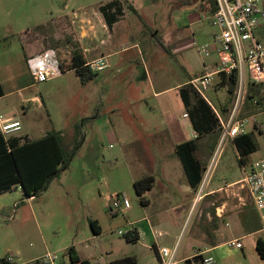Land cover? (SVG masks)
<instances>
[{
	"label": "rangeland",
	"instance_id": "rangeland-1",
	"mask_svg": "<svg viewBox=\"0 0 264 264\" xmlns=\"http://www.w3.org/2000/svg\"><path fill=\"white\" fill-rule=\"evenodd\" d=\"M111 1L0 0V72L6 92L17 85V78L30 77L25 54L52 48L69 63L72 54L79 50L77 36L83 31L82 24L76 23L77 17L98 12L100 5ZM120 2L123 16L110 31L101 33L103 40L111 37L110 49L102 47L96 53L107 57V67L98 71L86 88L72 71L52 81L31 85L21 93L24 99L38 96L42 106L22 103L16 95L7 98L22 122L21 134L33 140L47 132L62 133L63 150L70 159L67 168L35 197H26L21 188L0 193V264L9 258L15 264H29L47 256L53 264H72L68 255L72 246L79 258L89 264L133 259V264L151 261L155 264L154 240L158 246L169 249L177 245V264H201L199 258L189 262L183 258L197 253L202 246L207 214L231 199L223 190L191 204L192 194H188L180 164L172 162L171 165H176L173 169H162L160 147L165 151L162 153L169 152L166 142L167 132H171L169 124L184 135L190 120L182 116L186 111L180 89L157 92L179 84L188 76H199L203 63L208 65L218 56L216 38L220 31L208 21L203 0L197 1L198 8L193 7L190 14L183 12L189 7L185 0ZM66 15L73 19L57 20L58 16ZM95 25L100 29L96 21ZM176 27L182 30L172 39L171 31ZM193 41L198 46L207 45L211 56L198 54ZM184 44L190 45L187 52L170 51ZM110 51L120 52L107 56ZM251 84L245 76L230 98L221 77L215 75L209 89L203 92L206 99L200 97L223 123L228 113H222V109L234 110L236 120H247L245 130L253 134L256 145L255 152L242 165L233 141L222 138V129L202 135L194 154L205 169L204 182L198 189L200 195L237 184L242 186L241 194L249 202L242 180L253 164L264 159V106L254 107L247 101ZM255 89L264 96V88ZM82 91L89 94L88 102ZM87 114L95 120H85ZM77 124L81 125L80 136L75 132ZM80 139V145L73 151ZM168 171L165 188L175 197L163 209L158 197L164 188L161 180H165L163 175ZM147 176L155 179L153 188L143 195L151 204L142 205L134 182ZM117 198L128 200L130 208L124 212L111 211ZM90 220L98 223L99 234L92 232ZM131 229L139 232L137 241L128 238L126 233ZM260 238L264 239V234L242 240L243 248L226 264H264L256 251ZM204 257L216 261L214 255Z\"/></svg>",
	"mask_w": 264,
	"mask_h": 264
},
{
	"label": "trees",
	"instance_id": "trees-1",
	"mask_svg": "<svg viewBox=\"0 0 264 264\" xmlns=\"http://www.w3.org/2000/svg\"><path fill=\"white\" fill-rule=\"evenodd\" d=\"M208 4L209 15H213L216 11L215 0H209ZM98 10L109 29L124 14L123 5L117 0L100 5ZM85 64V59L81 54L74 52L70 62L63 65L62 70L63 73L75 72L80 83L85 85L98 75L97 71L90 70ZM217 75L221 77L222 86L226 87L229 97L232 98L239 83L238 71L233 70L229 74L218 73ZM256 87L264 88L261 85L251 84L247 93V101H251L254 107L264 106V96L259 94V91L255 89ZM179 92L192 128L196 133V138L176 146L175 154L181 163L187 183L193 190H197L202 181L204 171L201 163L194 156L195 152L198 151V140L204 134H210L216 132L217 129H221L220 120L214 109L203 98L191 91L188 86L181 87ZM221 111L226 113L225 109ZM75 132L77 136H80V124L75 126ZM61 138L62 133L54 131L47 132L36 140L8 137L0 132V193L21 188L26 197L32 198L45 191L50 182L57 178L68 166L70 155H65ZM232 141L239 154V162L243 165L245 158L256 150L253 134L246 132L236 136ZM80 143L81 139L77 140L73 151L78 148ZM154 180L153 176H147L134 182L136 193L142 205L149 204V201L143 195L153 188ZM89 222L92 232L96 235L99 234L100 227L98 223L94 220ZM128 238L130 241L139 239L136 229ZM256 251L260 258L264 260V239L256 241ZM68 255L72 264H89L88 261L79 258L73 246L68 249ZM195 259L198 258L193 257L190 260ZM190 260H187V262ZM125 263L133 264L135 260H124L111 264ZM2 264L11 263L8 262V259H3ZM29 264L44 263L41 260H36Z\"/></svg>",
	"mask_w": 264,
	"mask_h": 264
},
{
	"label": "built area",
	"instance_id": "built-area-1",
	"mask_svg": "<svg viewBox=\"0 0 264 264\" xmlns=\"http://www.w3.org/2000/svg\"><path fill=\"white\" fill-rule=\"evenodd\" d=\"M216 11L208 15L207 19L220 31L217 36L219 43L218 68L216 73L229 74L233 70L238 71L239 83L246 76L252 84L264 87V43L256 38L258 27L264 23V4L260 0H215ZM76 18V17H74ZM1 41V35H0ZM192 46L196 47L198 54L209 57L211 52L208 46H198L194 41ZM30 75L35 84H43L63 75L62 67L66 63L58 55L57 50L48 48L26 59ZM107 57H98L86 62L92 71H101L107 67ZM212 83V74L190 82L192 89L203 97V92L208 90ZM240 93L237 99L239 103ZM215 111V110H214ZM217 114V113H216ZM188 117V114H184ZM220 120V119H219ZM247 120H236L233 110L228 120L220 121L222 138L234 139L236 136L245 134V123ZM20 122L5 119L0 116V132L8 136L20 129ZM196 138V133L193 135ZM242 183L247 188L252 204L258 211L264 231V159L252 165L250 172L246 173ZM130 208L126 199H115L111 204V211L124 212ZM135 229L126 234L131 235ZM119 235H124L119 232ZM229 248L240 249V241L232 240L226 243ZM177 245L173 249L162 247L158 249V264H177ZM206 251H198L194 257L200 258L201 264H217L212 257H204ZM11 259H8L10 262ZM44 264H53L50 256L41 260Z\"/></svg>",
	"mask_w": 264,
	"mask_h": 264
},
{
	"label": "crops",
	"instance_id": "crops-1",
	"mask_svg": "<svg viewBox=\"0 0 264 264\" xmlns=\"http://www.w3.org/2000/svg\"><path fill=\"white\" fill-rule=\"evenodd\" d=\"M117 1H120V0H117ZM197 1L198 0H185L186 5H189V7L186 6L188 8L186 10H183L184 14L193 13V11H192L193 7L198 8L197 7V5H198ZM260 1L262 4H264V0H260ZM203 2H204V5L202 6L203 11L209 15V4H208L209 0H203ZM64 17L67 18L68 20L73 19L72 17H69L66 15V16H58L57 20L64 18ZM77 19L78 20L76 21V23L79 22L80 24H82L81 29L83 28V31H81L77 36V42L79 44L78 45L79 46L78 52L85 59V62H88L90 60L98 58L99 56L96 53L100 50V48L107 47L108 49H110L111 37L108 41L103 40L101 33L103 34L104 31L108 32L111 29H109L107 27L102 15L99 11L98 12L94 11L93 13L88 14V15L83 14L80 17H77ZM95 21L99 24V27H97V28H100V29H96ZM180 30H182L181 27H176L175 30L171 31L172 39H174V37H175L174 35H179L178 32ZM255 35L259 41L264 43V23H262L258 27ZM107 38H109V36ZM177 40H179V39L177 38ZM179 41H181V40H179ZM1 42H2V37H1L0 44H1ZM29 43L31 44V42H29ZM189 44H184L183 46H178V47L175 46L173 49H170V51L171 52L175 51L176 54L181 53V52H187L186 50H188L187 48L190 46ZM166 47L169 48L170 46L168 45ZM119 52L120 51L114 52V53L118 54ZM110 53H111V51H110ZM114 53L108 54L107 56L113 55ZM29 56H31V55L26 54V57L24 60L26 61L27 57H29ZM218 60H219L218 56H216L214 59L210 60V63L208 65L203 63V69L201 70L199 76H196V75L188 76L179 84L171 86L170 88H167V89H162L157 93H163L165 91H170L173 89L178 90V89H180V87H184V86H188L191 91L196 93L192 89V87L190 86V82L193 80H196V79H198V78H200V77H202L208 73L212 74V77L217 75L216 69L218 68V65H219ZM65 63L67 64V61H65ZM183 68L186 69L185 67H183ZM67 73H69V72H67ZM67 73H64L63 75H65ZM29 74H30V72H29ZM30 78H31V82L33 84H30ZM4 83L5 82H4V80L2 78V74L0 72V116H2L5 119H11L14 121H19L20 125H21L19 130L9 134L8 137L10 136V137H15V138L31 140L27 134H21V132L23 131L22 122H21L20 118L16 115L14 108L10 107L11 103L7 102V100H8L7 98H9L12 95H16L19 98H21L22 103L34 102V103L38 104L39 106H42L43 101L40 100L38 96H31V97H28L26 99L22 98V96H21V93L29 90L35 83L33 82L31 75L28 79L26 78L25 80L17 78L16 79L17 85H15L10 90V92H6ZM87 84H85V85L81 84V85L83 86V88H86ZM82 96H83L85 102H88L90 100L89 94H86L84 91H82ZM181 101L183 104L182 98H181ZM3 105L5 106V108H3ZM183 106H184V104H183ZM22 107L24 109V105H22ZM226 111H228V110H226ZM226 113H228L227 116L229 118L231 111L226 112ZM184 114H187V113L185 112ZM184 114L182 116H184ZM88 115L89 114H87V116H85V117H87L85 120H91V121L95 120V118H93L92 116H88ZM183 118H189V117H183ZM228 118H227V120H228ZM191 128H192V124L190 121V125L185 128V132L183 135L179 132L177 127H174V126H172V124H169L168 130H170L171 132H167V135H166L167 136L166 142H168L169 146H170L169 152L167 154L162 153V151L163 152H165V151L163 150V147H160L161 148L160 153L163 155L162 156V162H163L162 165H164L162 167V169L169 168V171H170L171 169H173L172 167L176 166V165H171V163L173 162V164H175L174 162H176V161L181 166L179 159L177 158V156H175V148H176V146H178L184 142L195 139L193 136L195 134V132H194L193 128H192V130H191ZM257 129H258V127H257ZM33 140H36V139H33ZM160 145L162 146L163 143H159V146ZM181 168H182V166H181ZM169 171L167 173L165 172V174L163 175V178H165V180L164 181L161 180V182L163 183L164 188H163V191L160 192L161 194L158 197V201L164 206L163 209L169 207V205H171V203H172L173 197H175V195L168 193L166 188H165V185L167 183L166 175L169 173ZM185 180H186V177H185ZM203 182H204V175L202 176V181H201L200 185L203 184ZM186 184L188 187L187 188L188 194H192V197L190 198L191 204H194L195 202H197V199L201 200L202 198H207V197L214 195V194H217L218 192H221L223 190L225 192H227V194H229V196L231 195L230 200L223 202L222 205L220 207L216 208L214 211H212L211 214L210 213L207 214L206 220H205V222H206V235L203 238V243L201 246L202 248L199 247L197 249L198 251H200V250L206 251L207 254L214 255L216 257L217 264H226V262H225L226 260L231 258L233 255L238 254L239 250H241L243 248V246L240 249L229 248L226 245L227 242L232 241V240H238L241 243L242 240H244L245 238H247L249 236H254V237L256 236L257 237L261 234H264V231H262V223L260 220L259 213L255 209L254 205L252 204L250 196H249V202H246L245 197L241 194V190H242L241 185L235 184V185H233L234 187H231V188H226V189H220L219 188L216 190H210V191L204 192L202 195H200L201 192L200 191L198 192L200 185H199L197 190H193L189 186V184L187 183V180H186ZM148 201H149V204H151V201L150 200H148ZM166 205H168V206H166ZM137 233L139 235L138 231H137ZM152 245L154 246L155 251H156L157 262L155 264H158V249H160L164 246H161V247L158 246L156 240L153 241ZM195 255H196V253L192 254L191 256H186L183 259H185V260L189 259L190 260ZM9 263L15 264L14 262H12V260ZM149 264H154V263L151 261V262H149Z\"/></svg>",
	"mask_w": 264,
	"mask_h": 264
}]
</instances>
